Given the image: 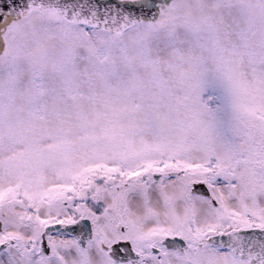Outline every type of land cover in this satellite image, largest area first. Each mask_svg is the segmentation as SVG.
<instances>
[{
  "label": "snow or ice",
  "instance_id": "obj_1",
  "mask_svg": "<svg viewBox=\"0 0 264 264\" xmlns=\"http://www.w3.org/2000/svg\"><path fill=\"white\" fill-rule=\"evenodd\" d=\"M0 264H264V0H0Z\"/></svg>",
  "mask_w": 264,
  "mask_h": 264
}]
</instances>
